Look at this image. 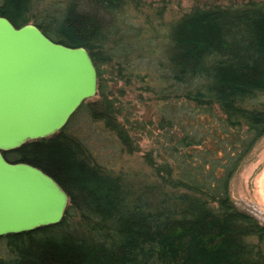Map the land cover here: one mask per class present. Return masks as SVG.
I'll return each mask as SVG.
<instances>
[{"label":"trees","instance_id":"trees-1","mask_svg":"<svg viewBox=\"0 0 264 264\" xmlns=\"http://www.w3.org/2000/svg\"><path fill=\"white\" fill-rule=\"evenodd\" d=\"M29 2L0 0V15L16 27L29 23ZM140 3L73 0L33 22L57 43L85 47L98 81L61 129L3 151L8 162L45 171L68 201L55 224L1 235L0 264H264V223L229 192L264 136V0L192 5L159 27L162 46L151 44L159 33L137 45L139 29L132 38L100 33L112 29L113 12ZM104 64L113 81L150 92L157 114L135 128L132 112L107 89ZM81 108L128 154L139 149L138 133H155L157 146L142 155L149 174L95 158L69 130Z\"/></svg>","mask_w":264,"mask_h":264},{"label":"water","instance_id":"water-1","mask_svg":"<svg viewBox=\"0 0 264 264\" xmlns=\"http://www.w3.org/2000/svg\"><path fill=\"white\" fill-rule=\"evenodd\" d=\"M97 69L83 46H67L33 23L0 15V237L55 224L68 193L34 165L8 162L3 151L52 135L93 97Z\"/></svg>","mask_w":264,"mask_h":264},{"label":"rangeland","instance_id":"rangeland-1","mask_svg":"<svg viewBox=\"0 0 264 264\" xmlns=\"http://www.w3.org/2000/svg\"><path fill=\"white\" fill-rule=\"evenodd\" d=\"M140 5L137 10L132 4L121 8V12H113L111 16L113 21L112 29L108 30L103 26L102 32H120L126 37L132 38L136 35V30L144 32V36L140 39L132 38L133 43L137 45L143 40L149 39L154 34H160L152 45L162 46L164 42L163 30L160 32L159 27L172 23L179 16L188 11L192 5H200L203 1L216 2L221 5L234 2L245 3L248 0H139ZM73 0H30L28 17L31 18L29 23L38 21L41 15L56 14L58 10L67 8ZM67 3V4H66ZM66 4V5H65ZM81 4V3H80ZM80 7H84L81 4ZM161 12H160V11ZM158 12H160L158 14ZM52 14V16H54ZM105 17V16H104ZM108 16H106L107 18ZM61 18L59 14L55 17ZM110 18V19H111ZM163 24V25H162ZM166 27V26H165ZM110 28V27H109ZM140 32V33H141ZM139 33V34H140ZM123 37V35H120ZM160 50V48H159ZM161 53V51L159 52ZM104 77L107 80L108 90L113 91L124 103V108L131 111L130 120L136 123L135 128H138L139 120L154 117L157 114L158 101L153 98L149 92L135 91V84L132 88L125 85L124 81L119 79L113 81L114 78L111 66L104 64ZM144 85H150V82H144ZM119 88H122L123 92ZM138 93H140L138 95ZM138 95V96H137ZM131 123V122H130ZM132 123L129 124L132 127ZM133 123V124H134ZM69 130L80 136L91 149L95 158H98L106 167L114 168L115 170H125L126 172L138 171L147 176L150 168L144 162L143 154L153 146H157L155 142V133L140 132L138 133V148L130 154L121 149L119 142L108 131L106 132L100 122L92 121L84 109H78L70 119ZM134 127V126H133ZM135 131L134 135L136 134ZM230 196L236 207L241 210H246L257 219L264 223V136L251 149V153L244 159L241 167L234 173L230 181Z\"/></svg>","mask_w":264,"mask_h":264}]
</instances>
